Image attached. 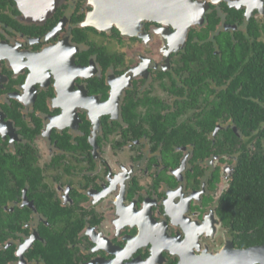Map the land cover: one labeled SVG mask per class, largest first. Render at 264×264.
Listing matches in <instances>:
<instances>
[{
  "label": "flooded vegetation",
  "instance_id": "obj_1",
  "mask_svg": "<svg viewBox=\"0 0 264 264\" xmlns=\"http://www.w3.org/2000/svg\"><path fill=\"white\" fill-rule=\"evenodd\" d=\"M261 62L264 0H0V264L243 248L227 198L264 123L233 113L264 107Z\"/></svg>",
  "mask_w": 264,
  "mask_h": 264
},
{
  "label": "trees",
  "instance_id": "obj_2",
  "mask_svg": "<svg viewBox=\"0 0 264 264\" xmlns=\"http://www.w3.org/2000/svg\"><path fill=\"white\" fill-rule=\"evenodd\" d=\"M257 71L260 75L258 82L251 84L250 90L253 91L251 95L263 103L264 62L259 64ZM246 103L250 107L236 110L233 115L238 123L244 124L246 131L248 128L255 130L264 123V107L250 100H245ZM260 136L259 146L264 129ZM227 199L230 222L242 231L237 234L239 244L243 248L264 245V155L243 162Z\"/></svg>",
  "mask_w": 264,
  "mask_h": 264
},
{
  "label": "water",
  "instance_id": "obj_3",
  "mask_svg": "<svg viewBox=\"0 0 264 264\" xmlns=\"http://www.w3.org/2000/svg\"><path fill=\"white\" fill-rule=\"evenodd\" d=\"M60 2L61 0H19L21 8L25 11L30 8L45 11L48 7L55 8ZM190 2L191 0H180L181 7H188ZM184 264H264V245L235 248L229 243L217 253L204 254Z\"/></svg>",
  "mask_w": 264,
  "mask_h": 264
}]
</instances>
